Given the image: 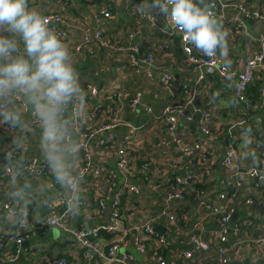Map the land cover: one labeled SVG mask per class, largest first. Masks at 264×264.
I'll return each instance as SVG.
<instances>
[{
  "label": "crops",
  "instance_id": "obj_1",
  "mask_svg": "<svg viewBox=\"0 0 264 264\" xmlns=\"http://www.w3.org/2000/svg\"><path fill=\"white\" fill-rule=\"evenodd\" d=\"M209 1L206 0L207 3ZM221 1L244 3L264 12V0ZM140 3L141 0H29V7L36 8L41 14L47 11H57L63 13L67 18V24L62 26L65 36L59 38L72 53L73 65L78 72L80 85L86 94L87 113L85 119H77L72 110V103H69L65 112L61 114L60 119L66 122L65 127L71 141L77 143L81 138L80 132L94 130L101 124L112 121L114 101L106 99L107 94L112 91H123L131 96L138 91L142 94L141 103L135 111L130 110L125 102L122 113L125 121L141 127L136 131L129 151L133 157L132 165L136 168L135 176L131 180L125 179L126 183L135 181L140 187V193L133 195L131 202L124 206V212L129 215L132 224L140 222L143 216H148L159 209L162 203L161 192L151 190L150 185L159 186L158 184L171 180L174 175H184L192 168L191 164L186 162L183 164L173 162L179 155V147L171 141L170 134L165 130L164 122L155 116L159 115L168 103L181 102L183 97L180 93V84L190 83L197 76V70L188 63L185 54L181 51L180 35H177L162 18L140 16L136 11V6ZM222 10H224L223 16L219 23L223 30L228 32V60L231 62L228 69L237 72L242 69L245 61L260 49L256 39L264 34V20L248 18L242 29L238 25L237 11L229 8ZM101 11H107L109 16L105 17ZM95 26L103 31V38L110 41L111 47L91 43L83 45L80 51H75V46L81 39L82 28ZM134 28L140 29V34L135 38V41L141 55L149 54L154 59L153 75L150 78L142 73H137L130 63L131 53L127 50V46L134 41L128 38V34ZM249 39H253L251 43H248ZM164 72H171L175 78L170 92L162 91L159 87V77ZM235 83L236 78L225 79L218 75L208 74L199 89L196 106L209 108L213 113L207 126L216 135L203 136L204 133L199 131L195 123H189L184 127L183 121L178 124V132L182 139L181 143L190 145L202 141L203 146L214 154L207 167L201 165L198 157L192 158V161L196 160L197 162L193 170L202 177L206 198L218 200V193L221 191H226L228 194L235 193L234 181L238 180L242 183L241 188L237 190L236 198L231 203L236 213L235 220L231 219V221L233 225H238L240 230L238 236L236 238L231 236V239L247 242L249 239L264 235V213L261 214L254 209L257 205L264 207V174L260 172L253 179L246 174V171L252 167L264 169V75L260 71L254 74L247 90V107L237 103L235 105L225 103L229 97H234ZM89 86L97 88L101 95L100 100L90 95L87 90ZM213 94H218V98L215 102H210ZM256 94L258 97L254 99L253 96ZM94 102L100 105L97 111L91 109ZM28 106L32 109L31 104ZM144 106L150 108L152 113L145 111ZM21 117L25 128L23 130L14 128V135L5 125L0 126V183L6 186V189L0 192V202L9 199L18 200L20 205L28 210L30 221L36 223L46 211L47 200L57 198L55 191L48 186L49 182L55 179L50 168L48 174L37 182L31 180L23 170H20L15 178L1 173L4 156L9 149L16 150L15 164L18 168L31 157L44 158L40 146L42 131L40 122L38 124L30 123L31 117L28 113H22ZM240 120H243V123H240ZM249 127L252 129V141L245 147L242 133ZM230 128L235 135L233 143L237 155L233 165L223 167L221 160L225 153L224 150L231 141L228 136ZM114 132L117 143H121L127 133V128L124 125H119L114 129ZM97 138L98 136L88 142V150L92 154L93 162L113 171L117 179L122 182L123 177L117 169L116 157L111 151L97 146ZM14 140L22 143V147H16V144L13 143ZM250 151L255 153V163L253 156L248 154ZM80 156V152L76 157L68 156L69 166H75L79 162ZM143 165L146 167L142 170ZM208 167L209 170H207ZM235 171L237 173L233 176ZM145 175L148 180L144 179ZM18 192L21 195L17 196ZM82 195L89 198L91 210L89 212L79 211V214L75 216L74 224L86 223L87 226H91L104 222V214L102 216L91 214L96 209L93 187L84 191ZM248 197L255 201L254 205L245 204V199ZM192 200L189 202V207L194 212L198 208V203L191 205ZM0 219L2 228L6 231L13 229L12 219H6L1 207ZM156 225L162 226L164 232V219L154 226ZM53 230L57 231V236H53ZM169 239L171 250L174 252L189 247L179 239H175L173 235ZM32 242L49 244L54 251L66 256L69 255L71 249L66 236L57 228L38 234L30 241H26L25 245ZM256 254L259 255V258L254 263L263 264L262 246H255L252 250L242 249L238 256L242 259L240 261L236 259L238 261L236 262L242 264L247 258L248 264H250ZM208 255H212L210 247L196 256L192 260V264H198L200 258H205ZM190 262L187 261L186 264ZM131 264L149 263L143 260L140 254H136Z\"/></svg>",
  "mask_w": 264,
  "mask_h": 264
},
{
  "label": "built area",
  "instance_id": "obj_2",
  "mask_svg": "<svg viewBox=\"0 0 264 264\" xmlns=\"http://www.w3.org/2000/svg\"><path fill=\"white\" fill-rule=\"evenodd\" d=\"M208 3L212 6L211 10L218 21L223 16L224 10L222 9L229 8L237 11L238 25L242 29L248 18L264 20L261 10L251 8L244 3L221 0H210ZM101 14L105 17L109 16L107 11H101ZM42 15L48 20V27L58 37L65 36L62 26L67 24V18L63 13L47 11ZM139 34V28H134L128 34V38L134 41L127 46V50L131 53L130 63L137 73L150 78L153 75L154 59L149 54L141 55L135 41ZM252 40L249 39L248 43ZM256 40L259 42L260 49L245 61L241 70L235 72L229 69L226 71L219 57L209 58L202 55L192 45L185 44L180 36L181 51L185 54L188 63L197 70V76L190 83L180 84L182 101L168 103L155 118L164 122L165 130L170 134L171 141L179 147V155L173 162L177 164L186 162L191 164L192 168L184 175H174L171 180L158 184L159 186L150 185L151 190L160 191L162 194L159 209L148 216H143L140 222L133 224L130 222L129 215L124 212V206L131 202L132 196L140 193V187L135 181L126 183L125 179L131 180L135 176L136 168L132 165L133 157L129 151L132 139L141 127L125 121L122 113L125 102L130 110L135 111L141 103L142 94L138 91L131 96L123 91H112L105 96L106 99L114 101L112 121L103 123L94 130L80 132L81 138L77 143L80 146L81 156L73 171L74 175L84 176L78 191L61 186L55 179L50 181L48 186L55 191L57 198L47 200L46 211L40 218L45 221L44 223H32L28 210L16 199L0 202L1 211L5 213L6 219L11 218L13 222V229L6 231L2 228L0 219V264H131L136 254H140L149 264H186L187 261H191L189 264H192V260L208 247L212 249V255L200 258L198 264H237L242 259L238 257L242 249L252 250L255 246H262L264 251V235L249 239L247 242L231 239V236L236 238L240 230L239 226L233 225L231 221L235 213L231 203L236 198L237 190L241 188L242 183L238 180L234 181L235 193L228 194L226 191H221L218 193V200L206 198L203 188L198 187V184H202V177L193 170L197 162L192 161V158L198 157L201 165L207 167L214 154L203 146L202 141L190 145L181 143L182 139L178 132V124L183 121L184 127L189 123H195L199 131L204 133L203 136L216 135L207 126L213 113L209 108L196 106L199 89L208 74L218 75L225 79L236 78L234 97L238 105L248 106L247 89L254 74L260 71L264 75V34L258 36ZM91 43L111 47L110 41L103 38V31L100 28L83 27L81 39L76 44L75 51L78 52L83 45ZM174 81L175 78L171 72L161 73L159 87L162 91L170 92ZM87 90L92 97L100 100L101 95L95 86H89ZM8 107L13 111H20L21 114L28 113L31 117L30 123H39L34 111L28 105L25 106L20 96L13 97V103ZM99 108V103H92L93 111ZM143 108L148 113H152L150 108L145 106ZM72 110L75 114L78 111V105L72 103ZM239 122L243 123V120ZM119 125L127 128V133L121 143H117L114 132ZM5 126L10 131H14V128L6 124ZM231 130L232 128L228 129L231 141L224 150L225 153L221 160L223 167L233 165L237 155L233 143L235 135ZM14 134L15 132L12 135ZM96 136H98L96 145L111 151L116 157L117 169L123 177L122 182L117 179L113 171L93 162L92 154L88 150V142ZM69 139H66L65 143H68ZM10 153V161H6L4 156L2 163L1 173L4 175L15 178L20 170H23L31 180L37 182L48 174L49 167L44 158L31 157L18 168L15 164L16 150ZM145 167L146 165H143L142 170ZM260 172L264 174V169L252 167L246 171V174L253 179ZM236 173L237 171L233 173V176ZM144 179L148 180V177L145 175ZM91 186L96 202V209L91 214L102 216L105 208L110 205L112 211L109 215V222L95 223L91 226H87L86 223L76 225L74 224L76 215H73L76 198H79L78 211L89 212L91 202L82 193ZM5 189L6 186L0 183V192ZM192 199H198V208L194 212L189 207ZM245 204L252 206L255 201L248 197L245 199ZM25 218L26 224L23 223ZM163 219L165 220L164 232L154 230V225ZM52 228L59 229L69 241L71 249L68 256L54 251L51 245L43 242L40 244L32 242L25 245L26 241ZM172 235L189 247L176 252L172 251L169 239ZM258 258V254L254 255L250 264H257L254 261Z\"/></svg>",
  "mask_w": 264,
  "mask_h": 264
},
{
  "label": "clouds",
  "instance_id": "obj_3",
  "mask_svg": "<svg viewBox=\"0 0 264 264\" xmlns=\"http://www.w3.org/2000/svg\"><path fill=\"white\" fill-rule=\"evenodd\" d=\"M211 8L206 0H141L136 11L141 16L162 18L182 36L185 44L209 58L219 57L227 71L231 63L228 32L223 30ZM48 23L39 10L29 7V0H0V125L23 130L20 111L8 106L15 96H20L25 106L31 104L42 129V154L52 175L61 186L78 191L84 176L73 174L74 166H69L67 157H76L80 146L69 139L66 122L60 117L66 106L74 103L78 105L75 117L85 119L86 94L69 47ZM217 98L218 94H213L210 102ZM225 103L235 105L237 101L229 97ZM251 132L249 127L242 133L245 147L252 141ZM13 143L22 147L18 140ZM248 154L255 163V153ZM10 157L11 153H5L6 161ZM78 199L73 215L79 214ZM23 223H27L26 218Z\"/></svg>",
  "mask_w": 264,
  "mask_h": 264
},
{
  "label": "water",
  "instance_id": "obj_4",
  "mask_svg": "<svg viewBox=\"0 0 264 264\" xmlns=\"http://www.w3.org/2000/svg\"><path fill=\"white\" fill-rule=\"evenodd\" d=\"M111 203V199H110V201H109V204ZM198 203V199H193L192 201H191V205H195V204H197ZM254 209H256L257 211H259V212H261V214H263L264 213V207L263 206H259V205H257V206H255L254 207ZM111 211H112V208H111V206L109 205V206H107L106 208H105V210H104V222H106V223H108L109 222V215H110V213H111ZM235 217H236V213H234L233 214V220H235ZM154 228V230H156V231H160V232H163V227L162 226H154L153 227ZM242 264H248V259L246 258V259H244V261L242 262Z\"/></svg>",
  "mask_w": 264,
  "mask_h": 264
},
{
  "label": "trees",
  "instance_id": "obj_5",
  "mask_svg": "<svg viewBox=\"0 0 264 264\" xmlns=\"http://www.w3.org/2000/svg\"><path fill=\"white\" fill-rule=\"evenodd\" d=\"M263 8H264V7H263ZM263 13H264V12H263ZM247 90H248V89H247ZM252 90H254V89L252 88ZM257 97H258L257 94L253 96L254 99H256ZM16 147H18L17 144H16ZM12 151H15V149H14V148L9 149L6 153H10V152H12ZM198 187H199V188H203V184H198Z\"/></svg>",
  "mask_w": 264,
  "mask_h": 264
},
{
  "label": "rangeland",
  "instance_id": "obj_6",
  "mask_svg": "<svg viewBox=\"0 0 264 264\" xmlns=\"http://www.w3.org/2000/svg\"><path fill=\"white\" fill-rule=\"evenodd\" d=\"M53 233H54V235H53V236H57V235H58V233H57V231H56V230H53Z\"/></svg>",
  "mask_w": 264,
  "mask_h": 264
}]
</instances>
